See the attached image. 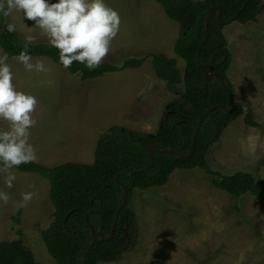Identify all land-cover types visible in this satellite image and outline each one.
Segmentation results:
<instances>
[{"label": "rangeland", "instance_id": "obj_1", "mask_svg": "<svg viewBox=\"0 0 264 264\" xmlns=\"http://www.w3.org/2000/svg\"><path fill=\"white\" fill-rule=\"evenodd\" d=\"M105 3L118 12L120 24L102 61L146 56L141 67L82 80L47 57H32V63L44 62L42 72L8 59L15 88L36 98L29 142L35 160L46 166L93 163L99 137L113 125L154 133L166 105L179 98L155 75L150 55L174 58L182 74L185 62L174 50L180 25L155 0ZM1 20L15 24L24 39L47 41L21 12ZM223 32L232 56L227 75L235 106L251 109L258 125H247L244 115L233 120L210 146L207 162L221 174L251 172L264 186V9L247 23L224 25ZM0 127L6 129L8 122L0 120ZM10 173L11 187L5 183ZM49 191L50 181L37 173L0 171V192L8 195L6 202L0 200V241L22 239L37 261L56 264L41 235L53 220ZM24 193L31 198L24 200ZM130 206L137 226L132 244L120 260L99 264H264V208L249 193L237 197L215 187L201 168L176 169L164 186L135 189Z\"/></svg>", "mask_w": 264, "mask_h": 264}, {"label": "trees", "instance_id": "obj_2", "mask_svg": "<svg viewBox=\"0 0 264 264\" xmlns=\"http://www.w3.org/2000/svg\"><path fill=\"white\" fill-rule=\"evenodd\" d=\"M166 15L180 25V35L174 50L185 62L181 74L175 59L162 54H151V64L155 75L166 81L168 88L179 98L166 105L165 114L154 133L136 131L119 125L111 126L99 137L94 162L91 164L68 161L55 166H46L36 160L14 166L23 172L37 173L50 181L49 198L54 207L53 220L41 235L49 254L56 264H81L83 246L92 239V230L87 223V215L95 230L107 235L113 227L115 213L124 198L122 186L115 176L121 172H131L149 163L151 144H159L167 149H175L183 154L190 151L192 137L199 116L218 104L231 108L233 101L221 86L218 78L206 81L204 78L211 57L218 50L227 47L223 25L217 21V12L209 20V34L197 62V52L205 34V19L209 9L221 7V20L227 21L237 13L246 0H155ZM264 9L263 0H251L239 14L237 21L247 23ZM0 46L8 59L16 57L26 46L25 39L17 32H8L0 21ZM31 57H47L60 64L58 50L47 41L27 44ZM225 56L219 52L214 64ZM147 60L146 56L127 57L120 63L101 61L98 67L89 70L83 64L73 62L67 68L72 74H79L82 80H89L115 73L127 68H139ZM232 56L216 65L212 71L225 75V82L235 94L233 84L227 75ZM61 65V64H60ZM63 66V65H62ZM182 83V86L180 84ZM244 115L247 125L257 126L253 111L247 107L235 106L229 112L214 108L204 119L196 136L195 150L186 159L175 154H167L154 148V164L151 168L120 180L129 192L126 205L117 218L116 230L110 239H97L86 251L85 264L115 262L121 259L127 247L132 244L137 233L136 216L130 206L135 189L164 186L176 169L201 168L209 176L211 183L234 196L249 193L257 198L264 208V186L259 184L251 172L236 171L221 174L212 170L207 162L210 146L219 140L228 125ZM1 128V127H0ZM22 211L15 216L20 223ZM0 264H44L36 260L34 253L22 239L0 241Z\"/></svg>", "mask_w": 264, "mask_h": 264}, {"label": "clouds", "instance_id": "obj_3", "mask_svg": "<svg viewBox=\"0 0 264 264\" xmlns=\"http://www.w3.org/2000/svg\"><path fill=\"white\" fill-rule=\"evenodd\" d=\"M14 11L21 12L24 20L34 21L48 44L58 50L59 62L64 68H69L74 61L89 70L98 67L109 52L120 24L118 12L105 0H0V16H11ZM5 29L14 32L16 25L8 23ZM32 40L33 36H25L26 46L15 59L27 71H46L42 60L31 62L27 44ZM36 103L33 95L15 88L8 55H0V120L8 122L6 129L0 128V171L36 159L29 142V129L36 123L32 117ZM14 179L10 173L5 183L11 187ZM31 195L24 193L23 199L28 200ZM0 200L6 202L8 195L0 192Z\"/></svg>", "mask_w": 264, "mask_h": 264}, {"label": "water", "instance_id": "obj_4", "mask_svg": "<svg viewBox=\"0 0 264 264\" xmlns=\"http://www.w3.org/2000/svg\"><path fill=\"white\" fill-rule=\"evenodd\" d=\"M251 0H246L245 3L243 4V6L241 7V9L235 13L230 19H228L227 21H222L221 20V7L218 6V5H214L212 6L210 9H209V13L205 19V34H204V37L203 39L201 40V43L199 45V48H198V52H197V55H196V58H197V62L199 63L200 62V53H201V50H202V47L205 43V41L207 40V37H208V34H209V20L212 16L213 13L217 12V21L219 24L221 25H226V24H229L235 20H237L239 14L245 9L246 5L250 2ZM225 52V56L222 58V60L218 63H213L214 62V59L216 57V55L219 53V52ZM229 56V49L227 47H224L220 50H218L216 53H214L211 57V60L210 62L205 65L208 67L207 71L205 72V75H204V78L206 81H211L213 78H218L220 80V83H221V86L225 89V91L228 93L230 99L233 101V104L231 106V108H226L224 105H221V104H218L214 107H210L208 108L206 111H204L198 118V121H197V124H196V128L194 130V133H193V137H192V143H191V147H190V151L188 154H183L182 152L178 151V150H175V149H167V148H164L162 147L161 145L159 144H151L149 147H148V151L150 153V159H149V163L145 166V167H142V168H138V169H135L131 172H121V173H118L116 176H115V181L117 184H119L120 186H122L123 190H124V198L122 200V202L120 203V205L118 206L117 210H116V213H115V219H114V223H113V227L111 229V232L110 234H106L105 232H103L102 230H95L93 224L90 222L89 220V217L87 215V223L89 225V227L91 228L92 230V239L87 242L83 248H82V251H81V258H82V261H81V264H85V261H86V251L87 249L93 245V243L97 240V239H110L113 237L114 233H115V230H116V223H117V218L119 216V213L120 211L123 209V207L126 205L127 203V200H128V196H129V192H128V188L126 186L125 183H123L121 180H120V177L122 176H130V175H133L137 172H140V171H144V170H147L149 168H151L154 164V153H153V149L156 148V149H159L160 151L164 152V153H167V154H175V155H178L179 157H181L182 159H186V158H189L194 150H195V144H196V136H197V133L201 127V124L202 122L204 121L205 117L212 111L214 110V108H221V109H224L226 111H230L231 109H233L235 107V101H234V96L233 94L231 93V91L228 89L227 87V84L225 82V75H223L222 73L220 72H217V71H212L213 68L216 66V65H220L222 64L223 62H225L227 60Z\"/></svg>", "mask_w": 264, "mask_h": 264}, {"label": "crops", "instance_id": "obj_5", "mask_svg": "<svg viewBox=\"0 0 264 264\" xmlns=\"http://www.w3.org/2000/svg\"><path fill=\"white\" fill-rule=\"evenodd\" d=\"M177 40V39H176ZM174 45H175V41H174ZM168 46V44L166 43V46L165 47H167ZM155 54H157V53H155ZM159 54H162V53H159ZM176 54V53H175ZM162 55H164V56H166L167 57V54H162ZM177 55V54H176ZM167 58H169V57H167ZM170 59H174V58H170ZM151 66H152V64H151ZM133 69H137V68H133ZM152 69H153V67H152Z\"/></svg>", "mask_w": 264, "mask_h": 264}]
</instances>
